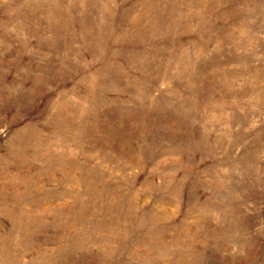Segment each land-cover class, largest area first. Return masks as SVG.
<instances>
[{
  "label": "rangeland",
  "instance_id": "1",
  "mask_svg": "<svg viewBox=\"0 0 264 264\" xmlns=\"http://www.w3.org/2000/svg\"><path fill=\"white\" fill-rule=\"evenodd\" d=\"M0 264H264V0H0Z\"/></svg>",
  "mask_w": 264,
  "mask_h": 264
}]
</instances>
